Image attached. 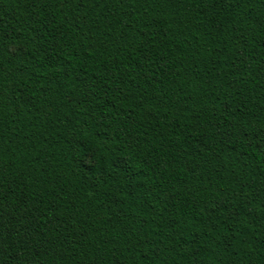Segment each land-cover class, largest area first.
I'll use <instances>...</instances> for the list:
<instances>
[{
  "label": "trees",
  "instance_id": "16d2710c",
  "mask_svg": "<svg viewBox=\"0 0 264 264\" xmlns=\"http://www.w3.org/2000/svg\"><path fill=\"white\" fill-rule=\"evenodd\" d=\"M0 264H264V0H0Z\"/></svg>",
  "mask_w": 264,
  "mask_h": 264
}]
</instances>
